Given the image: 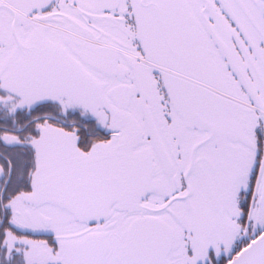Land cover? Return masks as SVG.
Here are the masks:
<instances>
[{"label":"snow or ice","instance_id":"1","mask_svg":"<svg viewBox=\"0 0 264 264\" xmlns=\"http://www.w3.org/2000/svg\"><path fill=\"white\" fill-rule=\"evenodd\" d=\"M0 264H264V0H0Z\"/></svg>","mask_w":264,"mask_h":264}]
</instances>
